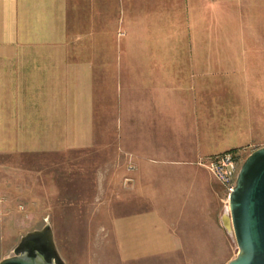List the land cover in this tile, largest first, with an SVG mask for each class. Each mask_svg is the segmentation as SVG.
I'll return each mask as SVG.
<instances>
[{
    "label": "crops",
    "instance_id": "crops-1",
    "mask_svg": "<svg viewBox=\"0 0 264 264\" xmlns=\"http://www.w3.org/2000/svg\"><path fill=\"white\" fill-rule=\"evenodd\" d=\"M130 1L87 0V52H72L76 0H0V155L92 147L103 70L132 205L112 220L127 263L220 237L224 188L199 161L253 142L264 92V5H220L219 22L188 36L141 23ZM7 190L0 180V199Z\"/></svg>",
    "mask_w": 264,
    "mask_h": 264
},
{
    "label": "rangeland",
    "instance_id": "rangeland-1",
    "mask_svg": "<svg viewBox=\"0 0 264 264\" xmlns=\"http://www.w3.org/2000/svg\"><path fill=\"white\" fill-rule=\"evenodd\" d=\"M238 3L264 5V0H132L126 6L129 15L154 30L185 31L191 36L205 23L220 21V5ZM72 13L84 28L79 38L69 35V49L87 52V0H76ZM257 26L264 28V21ZM109 86L101 70L92 147L0 155V180L8 186L7 199H0V260L24 233L50 223L66 264H224L236 252L233 238L225 231L220 237H206V251L179 250L131 263L121 260L112 220L129 212L132 205L126 202V179L121 172L117 96L107 90ZM247 122L255 139L234 149L241 161L254 145H264V92L257 93ZM224 202L225 206V194Z\"/></svg>",
    "mask_w": 264,
    "mask_h": 264
},
{
    "label": "water",
    "instance_id": "water-1",
    "mask_svg": "<svg viewBox=\"0 0 264 264\" xmlns=\"http://www.w3.org/2000/svg\"><path fill=\"white\" fill-rule=\"evenodd\" d=\"M220 224L236 246L224 264H264V145L240 162L220 215ZM0 264H66L50 223L24 233Z\"/></svg>",
    "mask_w": 264,
    "mask_h": 264
},
{
    "label": "built area",
    "instance_id": "built-area-1",
    "mask_svg": "<svg viewBox=\"0 0 264 264\" xmlns=\"http://www.w3.org/2000/svg\"><path fill=\"white\" fill-rule=\"evenodd\" d=\"M241 162L236 150H225L200 159L199 164L206 167L224 188L225 197L231 191Z\"/></svg>",
    "mask_w": 264,
    "mask_h": 264
}]
</instances>
